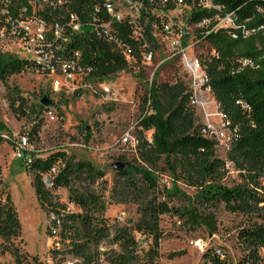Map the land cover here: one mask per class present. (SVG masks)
<instances>
[{"label":"trees","instance_id":"1","mask_svg":"<svg viewBox=\"0 0 264 264\" xmlns=\"http://www.w3.org/2000/svg\"><path fill=\"white\" fill-rule=\"evenodd\" d=\"M208 1L211 8H204L199 0H187L191 10L186 21L196 26V42L209 49L200 55V61L208 77L207 87L230 134L225 159L218 156V140L200 122L192 106L193 92L181 79L150 85L137 124L133 164L116 171L117 177L127 182V189L117 193L114 188L112 198L120 195L118 204L137 205L140 218L132 226L104 217L108 208L105 172L91 162L78 161L62 151L46 156L28 153L31 164L22 165L33 175L35 194L50 219L47 233L55 241L54 256H71L79 264H156L164 215H174L193 228L205 227L211 233L216 232L215 211L221 205L232 214L264 215V0ZM155 7L158 18L151 16L149 23L157 22L160 30L168 22L167 13L177 6L173 1L158 0ZM227 16L232 17L234 27L216 28L218 19ZM203 22L207 23L200 26ZM128 33L123 28L118 37L127 39ZM146 38L155 44L150 32ZM82 51L92 77L98 81L116 80L127 70L135 72L143 52L132 45L129 53L134 63L129 64L115 46L93 38L86 39ZM34 69L27 60L0 53V81L5 85L9 107L17 120L27 119L33 125L32 136L39 134L41 117L48 109L40 104L41 99L30 103L8 81ZM4 132L8 128L0 123V147L5 142ZM228 164L239 173L240 185L224 184ZM161 171L170 176V189H159L157 173ZM179 182L196 189L188 208L177 209L160 200L161 195L185 196ZM60 190L68 192L67 203L61 201ZM20 236L18 214L8 195L0 201V256L10 254L16 264H23L25 256L15 245ZM237 240L243 252L237 264H260L264 222H248L239 230ZM218 250L222 252L207 250L204 257L211 264H233L223 260Z\"/></svg>","mask_w":264,"mask_h":264},{"label":"rangeland","instance_id":"2","mask_svg":"<svg viewBox=\"0 0 264 264\" xmlns=\"http://www.w3.org/2000/svg\"><path fill=\"white\" fill-rule=\"evenodd\" d=\"M170 16L172 20L180 19L179 12L170 13ZM191 34L183 42L187 49L183 54L174 47L175 39L160 40L164 44L154 52L152 62L140 66L135 72L127 70L120 73L113 80L114 91L109 97L95 94L91 90L84 91L80 97L76 93H54L50 84L32 74L11 77L8 84L18 88L30 103L41 99L45 94H49L55 103L53 108L48 109L53 110L55 121L42 115L38 135H31L33 125L27 119L17 120L9 107L5 85L0 81V123L8 128V132L3 133L5 142L0 147V201H4L9 195L16 208L21 236L15 241V245L25 256L23 264H66L74 259L71 256L53 255L55 241L47 233L50 219L42 210L35 194L33 175L27 173L15 156L13 142L26 136L30 152L46 156L62 151L78 161L91 162L97 169L105 172V202L108 208L104 217L111 222L118 219L123 224L132 226L140 218L138 207L132 203L118 204L117 201L122 200L120 195L112 198L114 188H117V193L127 189V182L117 177L112 166L120 162V159H124L120 163L133 164L136 145L133 141L124 142L123 139L126 135L132 139L137 138V124L151 84L174 83L176 79H181L191 89L192 76L183 65V55L190 59L209 50L194 41L193 30ZM193 92V107L197 117L213 132L219 143L217 154L225 159L230 134L217 104L208 91L201 89ZM157 175L159 189H170L172 180L168 173L161 171ZM241 183L239 173L230 168L224 184L234 187ZM178 188L185 196L170 198L161 195L160 200L169 202L170 207L188 208L196 189L183 182L178 183ZM58 195L62 202H68L66 190H60ZM262 217L232 214L221 205L215 211L216 232L211 233L205 227L193 228L174 215H164L160 222L162 242L156 264H211L204 255L207 250L216 248L222 250L223 260L237 264L243 257L237 240L239 230L248 222H264ZM194 242H201L204 251L196 248ZM2 243L3 240L0 239V252ZM0 263L16 264L10 254L0 256ZM260 264H264V250L261 252Z\"/></svg>","mask_w":264,"mask_h":264},{"label":"built area","instance_id":"3","mask_svg":"<svg viewBox=\"0 0 264 264\" xmlns=\"http://www.w3.org/2000/svg\"><path fill=\"white\" fill-rule=\"evenodd\" d=\"M161 1H173L177 7L167 13L168 22L158 30L157 22L149 23L151 16L158 18V9L155 7L158 6V0H0V53H9L31 62L35 69L28 74L41 77L42 81L50 84L54 93L77 94L91 90L95 94L109 97L114 91L113 79L98 81L92 77V70L87 66L82 51L86 39H102L115 46L129 64L134 63V58L129 53L132 45L139 46L143 52L137 68L152 62L154 51L150 49L161 48L162 43L164 44V41H160L162 39H175L173 45L181 54L187 50L183 42L192 35V30L196 42V26H191L186 21L191 10L187 0ZM199 1L204 8L212 7L208 0ZM82 4L85 6L82 7ZM174 12L180 13V19L170 18V13ZM206 23L203 22L200 26ZM217 27L233 28L232 17L218 19ZM123 28L129 33L128 38L122 40L118 35ZM148 32L156 45L152 46L148 42ZM183 65L192 76V92L203 89L210 93L200 55L190 59L183 55ZM44 114L55 121L53 110H46ZM210 132L213 134L211 130ZM123 141H133L137 147V138L132 139L126 135ZM148 141L151 142L150 137ZM13 143L16 158L29 166L31 158L28 155V137H20ZM227 168L230 170L231 164ZM193 244L203 250L201 242ZM217 253L223 257V252L218 250ZM66 264L79 263L74 260Z\"/></svg>","mask_w":264,"mask_h":264},{"label":"water","instance_id":"4","mask_svg":"<svg viewBox=\"0 0 264 264\" xmlns=\"http://www.w3.org/2000/svg\"><path fill=\"white\" fill-rule=\"evenodd\" d=\"M40 104L42 106H44L46 109H51L54 107L55 103L54 101L51 99L49 94H45L41 100H40ZM130 167V163H116L112 166V168L117 171V170H127Z\"/></svg>","mask_w":264,"mask_h":264}]
</instances>
